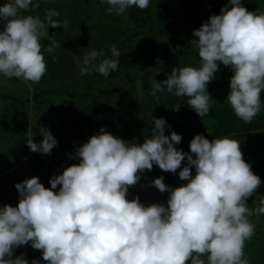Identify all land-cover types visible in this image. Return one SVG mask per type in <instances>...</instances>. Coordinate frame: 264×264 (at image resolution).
Wrapping results in <instances>:
<instances>
[{
	"label": "clouds",
	"instance_id": "9594fccd",
	"mask_svg": "<svg viewBox=\"0 0 264 264\" xmlns=\"http://www.w3.org/2000/svg\"><path fill=\"white\" fill-rule=\"evenodd\" d=\"M101 3L108 5V14L123 15L131 6L147 8L149 0ZM30 7L38 8V0H6L0 6V74L22 79L29 90L47 71L45 52L61 47L47 29L66 30L69 24L67 18L53 19L60 15L55 10L43 21L21 14ZM193 36L198 38L192 43L198 49L199 67L173 68L162 82L154 80L151 95L187 97L188 107L203 118L212 100L207 85L220 62L233 73L229 105L240 120L251 123L260 113L264 92V11H249L242 0H228L220 14L210 15L193 30ZM45 40L50 42L47 46L41 43ZM179 47L171 50L175 53ZM110 51L111 58L103 59V51H87L80 74L95 71L107 78L120 64L119 49L113 45ZM156 63L163 61L157 58ZM180 106L173 109L179 111ZM152 120L150 135L141 144L101 127L70 154L79 162L50 178V188L35 176L16 183L17 206L0 208V264H29L23 254L13 257L16 247L29 243L41 251L46 264H250L244 251L256 228L250 217L264 215V199L255 209L246 203L262 182L243 159L240 142L228 136L209 141L197 134L189 143L193 158L174 147L181 142L180 134L165 135L170 125L164 118ZM39 133L43 139L36 143L29 131V150L50 154L56 138L45 127H39ZM154 164L165 172L180 169L179 179L187 181L175 188L162 176L150 182L169 194L166 207L145 206L138 196L127 199L128 189ZM31 264L40 262L34 259Z\"/></svg>",
	"mask_w": 264,
	"mask_h": 264
},
{
	"label": "rangeland",
	"instance_id": "374dc122",
	"mask_svg": "<svg viewBox=\"0 0 264 264\" xmlns=\"http://www.w3.org/2000/svg\"><path fill=\"white\" fill-rule=\"evenodd\" d=\"M6 0H0V6ZM36 0H34V3ZM39 7L22 12V15L39 16L43 21L49 10L60 13L53 19L69 21L68 28H49L47 32L61 44L53 52H45L47 71L38 83L27 84L20 78H8L0 74V208L4 205L17 206L19 194L14 187L18 182L33 176L38 177L44 187L50 188L49 180L52 175L43 165L36 169V159L27 152L4 154L17 141L21 133V125L25 121L28 128L26 136L31 131L33 141H40L43 137L39 133V127L47 128L56 138L54 147L58 154V175L63 169L78 163V159L70 158L77 147L85 143L89 137L99 132L101 127L115 137L127 142L141 144L145 136L150 135L153 127L152 117L164 118L170 130L165 129V135L172 130L169 112L166 109L165 95L157 92L151 95L152 84L162 82L170 75L173 68L185 66L199 67L200 57H197L198 49L192 40L193 30L198 29L206 22L210 15L220 14V9L228 4V0H186V5L191 7L194 26L191 29V39L186 45L179 30L182 29L180 16L168 17V24L159 22L160 7L171 6L173 0H149L145 9L131 6L123 15L108 14L106 3L101 0H38ZM242 4L249 11H264V0H242ZM164 11L169 9L162 8ZM171 10V8H170ZM83 22L84 42L80 41L79 24ZM171 25L178 30L177 34H170ZM167 28V29H166ZM180 28V29H179ZM3 25L0 24V31ZM47 46L49 41L41 42ZM115 45L119 51L120 64L117 70L111 71L105 78L98 72L81 75L79 68L83 66V57L87 51H103V58H111V47ZM179 45V49L173 53L171 50ZM185 52V53H182ZM176 55L181 59L175 62ZM160 58L163 63L157 65ZM99 64V60L96 61ZM215 84L207 87V92L212 99L209 113L200 118L188 107L187 97H177L171 93H165L174 107L181 105L177 119L181 125V134L203 135L209 141L228 136L246 147L241 150L245 162L251 165L254 174L261 179L260 168L264 167V97L261 98L260 113L251 123H245L236 118L235 132L222 134L218 129V122L211 115L214 111L226 113L227 109L233 113V109L227 101L230 91L229 82L232 70L217 62ZM157 68L159 72L157 73ZM214 74V75H215ZM213 80V79H212ZM209 84V83H208ZM208 86V85H207ZM213 91V92H210ZM21 98V100H18ZM96 110L93 111V103ZM113 106L116 122L109 109ZM96 112V113H95ZM225 118V115H224ZM228 118V117H227ZM226 118V119H227ZM224 122L223 124H225ZM212 129H217L222 134L215 136ZM192 139V138H191ZM190 138L188 139L190 143ZM185 153L191 154L182 142L174 145ZM60 155V156H59ZM187 163L182 161L181 167ZM165 172L157 165H153L151 171L145 170L140 174L139 182L128 189L127 199L138 196L139 201L145 206L152 203H164L167 206L169 194L161 193L151 186V181L157 177H163V182L171 188L186 184L187 181L179 179L178 172ZM191 174L195 175V168L191 167ZM57 189L53 191H58ZM261 187V186H260ZM260 187L256 193L246 200L250 208L255 209L259 200L263 199ZM262 215H253L250 220L258 228ZM256 234V233H255ZM254 234V235H255ZM245 244V255L251 260L250 254L262 257L258 244L249 246ZM264 242L259 243L263 245ZM23 254L31 264L32 260H38L40 264H46L42 259V253L34 250L30 243L16 247L13 257ZM206 260V257H204Z\"/></svg>",
	"mask_w": 264,
	"mask_h": 264
},
{
	"label": "trees",
	"instance_id": "16d2710c",
	"mask_svg": "<svg viewBox=\"0 0 264 264\" xmlns=\"http://www.w3.org/2000/svg\"><path fill=\"white\" fill-rule=\"evenodd\" d=\"M88 2V0H86ZM173 4L177 5L178 9L172 8L171 6H164V7H160L159 10V17L160 20L159 22L164 23V25L168 24V17H173V19L171 20V22L175 19V16H180L181 18V25H182V29L179 30V33H181L182 38L184 39L186 45L189 44V41L191 39V29L194 26V21H193V15L191 12V7L186 5V0H173ZM169 7V9H167L166 11H164L162 8H167ZM171 8V10H170ZM79 28H80V41L84 42V26H83V22H81L79 24ZM167 29V28H166ZM180 29V28H179ZM170 34L174 33L177 34L178 30L175 29V27L173 25H171V29H168ZM185 53V52H182ZM186 54V53H185ZM198 53H196L197 55ZM199 57V55L197 56ZM181 59L180 55H176L175 57V62L170 63L171 66H174V64H177L176 62H178ZM216 74L214 75V79L208 84L207 87L213 86V88H216V84H215V79H216ZM217 89V88H216ZM210 92H213L210 90ZM165 95V104H166V109L168 110L169 114V118L171 121V125H172V130L178 134L181 135L182 139L181 142L184 144V146L186 147V149H188V151H190L189 149V141L188 139L193 138V135H187V134H181L180 132V123L179 120L177 119V114L178 112H176V110H174V105L171 102V100L166 97V92H162ZM264 97V92L261 93V98ZM18 100H21V98H18ZM93 106V111L96 110L97 106L96 103L94 102L92 104ZM109 109L111 111V115L113 117V120L111 122V124H113L114 120L116 122V116H115V112H114V108L113 106H111L109 104ZM96 113V112H95ZM225 115V118H224ZM212 118H215L216 121L218 122V129L220 128V131H224V133L222 134H228V133H232L235 132L236 127H237V123H236V118L237 116L232 112H229L228 109L226 111V113H224L223 111L221 112H217L214 111L211 115ZM228 117V118H227ZM227 118V119H226ZM224 122H226L225 124H223ZM27 122H23L21 125V133L19 138L17 139V141L15 142V144L8 150L6 151L4 154H11V153H16V152H27V150H29L27 144H26V140H27ZM217 129H212L211 133L215 136H219L222 134H218L220 132ZM246 147L245 144H241V150H243ZM36 159V169H39V167L43 166V163H41L40 160H38L35 156H33ZM260 174H261V194L262 197L264 199V167L260 168ZM256 233V234H255ZM255 235H253V237L251 238L252 240L248 243L249 246H253L258 244V247L260 249L261 252V259L257 258L258 256L254 255V254H250L253 257H251V260L249 261L250 264H264V244L263 245H259V243L264 242V215L261 216V220L258 223V228L255 230ZM248 241H246L245 244H247Z\"/></svg>",
	"mask_w": 264,
	"mask_h": 264
},
{
	"label": "built area",
	"instance_id": "2783aa9c",
	"mask_svg": "<svg viewBox=\"0 0 264 264\" xmlns=\"http://www.w3.org/2000/svg\"><path fill=\"white\" fill-rule=\"evenodd\" d=\"M40 141H34V142L39 143ZM30 152L31 155L35 156L38 160L41 161V163H43V165L52 175H58V161H57L58 156L54 147L51 150L50 154H41L39 152H32V151Z\"/></svg>",
	"mask_w": 264,
	"mask_h": 264
},
{
	"label": "crops",
	"instance_id": "0c3cea01",
	"mask_svg": "<svg viewBox=\"0 0 264 264\" xmlns=\"http://www.w3.org/2000/svg\"><path fill=\"white\" fill-rule=\"evenodd\" d=\"M56 153H57V152H56ZM57 156H58V154H57ZM59 156H60V155H59ZM59 158H60V157H58V160H57V161H59ZM46 169H47V168H46Z\"/></svg>",
	"mask_w": 264,
	"mask_h": 264
}]
</instances>
